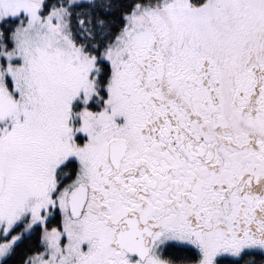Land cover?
Returning <instances> with one entry per match:
<instances>
[{"label":"snow or ice","instance_id":"snow-or-ice-1","mask_svg":"<svg viewBox=\"0 0 264 264\" xmlns=\"http://www.w3.org/2000/svg\"><path fill=\"white\" fill-rule=\"evenodd\" d=\"M0 264H264V0H0Z\"/></svg>","mask_w":264,"mask_h":264}]
</instances>
